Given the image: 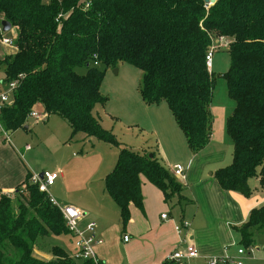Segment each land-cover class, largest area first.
Instances as JSON below:
<instances>
[{"label":"trees","instance_id":"16d2710c","mask_svg":"<svg viewBox=\"0 0 264 264\" xmlns=\"http://www.w3.org/2000/svg\"><path fill=\"white\" fill-rule=\"evenodd\" d=\"M0 20L17 33L15 53L0 60L3 82H16L12 104L0 108L1 129H27L30 114L41 108L44 121L56 116L66 123L71 139L82 134L116 147V162L103 184L122 229L130 208H143L141 178L167 204L172 199L186 204V199L184 187L153 153L122 147L93 115L106 102L100 93L101 69L121 63L141 71V101L147 106L164 102L196 155L212 135L214 78L206 56L225 42L230 66L221 78L234 102L225 121L232 160L213 176L224 192L248 198L253 178L264 192V0H217L212 6L203 0H0ZM78 68L85 69L83 75ZM31 178L27 172L13 194L15 214L10 196L0 194V264H90L58 247L51 249L48 261L32 256L40 239L67 230L58 209ZM263 229L264 205L233 228L245 249Z\"/></svg>","mask_w":264,"mask_h":264},{"label":"crops","instance_id":"0c3cea01","mask_svg":"<svg viewBox=\"0 0 264 264\" xmlns=\"http://www.w3.org/2000/svg\"><path fill=\"white\" fill-rule=\"evenodd\" d=\"M1 47L7 48V50L5 54L0 55V60L4 56H10L15 53L13 45L9 47L1 45ZM0 53H2V51ZM211 68L210 66V71ZM141 104L145 108V119L154 136H159L162 129L166 127L167 137L170 138L171 131V142L168 139H164L167 141L168 146H173V149L176 150V148L179 147V152L176 150L178 153H175L180 157L179 160L181 161L177 162L175 166L180 165L185 168L184 176L178 182L185 188L192 187L195 191V194H192L193 201L183 196L188 204H193L195 200L199 202V207L196 208L193 217H189L187 221L184 220L182 214L181 221L187 222L189 224V229L181 235H177L175 226L179 224V221L176 223L175 218H173L170 213L167 214L168 204L164 202L162 193L149 184L144 178H141L143 208L142 210H138L134 207L130 208V220L126 229L128 234H130V236L127 234L129 241L126 243L123 242V244L120 245L123 252L119 254L117 252L118 245L113 243V241L108 244L106 239L109 230H111L113 226L114 222L112 221H114V216L117 215L120 221L119 211L113 200L104 191V179L101 180L103 190L99 192L98 195H92L91 205L81 201L67 202L69 207L77 209L82 213L83 218L79 221L80 228H84L88 223H95L96 236L102 240L101 245L94 247L97 258L104 264H162L171 253L182 251L188 245L194 246L198 253V258L196 260L203 261V264H207L211 259L234 256L235 254L232 253L230 249L234 248V246L235 248L240 246L234 243V239L239 241V236L233 228L241 226L247 221L252 210L264 205V192L259 188L257 179L253 184H250L251 180L248 182L249 187L252 189V194L248 198L236 193L222 191L217 181L214 179V173L228 166L232 160V143L230 139H226L227 137H225L227 135L225 133L224 124V121L228 117L229 106L224 104L225 106L223 105L222 109L216 107L211 108V102L210 111L213 117L211 139L202 151L193 155L188 151L185 138L175 124L165 103L164 105H162L163 103L161 102L158 105L150 106L143 105V103ZM39 109L41 110V108ZM51 117L58 118L56 116ZM48 120L49 117L45 123L48 122ZM58 120L68 128L70 132L69 140L78 136L75 135L71 139L69 127L61 119L58 118ZM25 130L29 131L28 127ZM6 137L8 136L6 135L4 140ZM66 139L67 138L63 141ZM81 140L83 139H79V141ZM174 140L175 142H173ZM183 140L185 146L182 144ZM32 142L35 143L36 141L32 139ZM89 143L92 142L89 141ZM36 144L38 146L43 145L42 142H36ZM28 147L29 150H25L24 148V152H30V146ZM162 149L163 159L167 158L168 160L167 152L164 148ZM1 150L7 152V155L6 163L0 159V194L12 196L16 188L25 181L27 172H30L33 177L36 176L35 168L29 163L27 158L24 159L20 154L18 155V152L12 151L11 144L5 145L0 142V151ZM169 150L168 152H171V150ZM22 161L25 162L26 166ZM113 167L109 164L105 166L103 175L108 174ZM60 170L61 169L58 170L57 168L56 171ZM56 171L49 173H56ZM207 172H210L209 178L204 177ZM63 179L64 172H61L55 183L47 189L48 196L52 198L56 204L61 198L52 191H54ZM189 192L191 194V191ZM164 214L167 216V219L162 220L161 215ZM216 214L220 215V219L215 216ZM109 216H111V220ZM158 216L159 218H157ZM136 220L138 221V225H135ZM216 225L218 228L212 229V227ZM123 236L126 235L124 234ZM71 241L72 240L69 241L70 245ZM115 248L116 254L119 256L116 255L114 259L110 257L109 254L113 253ZM72 251L74 252L73 244L71 253ZM66 253L69 256L73 254ZM38 254L39 251H37L35 247L36 259L42 261L51 259V257L45 260L37 258L40 257L37 256ZM257 256L263 257L262 259L264 261V256L262 254H258Z\"/></svg>","mask_w":264,"mask_h":264},{"label":"rangeland","instance_id":"374dc122","mask_svg":"<svg viewBox=\"0 0 264 264\" xmlns=\"http://www.w3.org/2000/svg\"><path fill=\"white\" fill-rule=\"evenodd\" d=\"M1 22L2 21L0 20V40L10 39L14 42L17 35L15 29L2 32ZM224 44L226 43H223V48H215L212 54V68L210 72L213 74L214 84L211 108L216 107L222 109L223 105L226 104L229 106V113L227 115L229 116L234 109V102L228 97L226 84L221 78V74L226 73L230 66L229 54L227 48H225L226 45L224 46ZM6 50L7 48L1 47L0 44V52L2 51L0 55L5 54ZM101 70L104 71V75L102 78L100 93L106 98V102L104 105H97L93 115L99 120L102 128L113 135L122 147L140 153H153L159 163L169 172L177 162L181 161L179 160L180 157L176 155V153L179 152V147L176 148L177 152L173 149V146L170 145L169 141L171 142L172 140L171 131L169 138L167 137L166 127L162 129L159 136L156 137L152 134L145 119V108L141 104L143 102L141 101L138 91L141 84V71L125 63L118 64L115 69L108 68L104 70L102 68ZM76 72L79 75H83L85 69L78 68L76 69ZM2 77L3 71L0 69V78ZM162 103V105H164V102ZM36 112L39 115H42L39 108L36 109ZM26 126L29 131L19 129L13 134L6 132L9 141L7 139H5L6 141L4 140V133L3 131H0V142L5 145L11 144L12 151L14 150L15 152H18V155L20 154L24 159L27 158L29 163L35 168V174L37 177L43 173L56 171L57 168L58 170H62L56 171L57 173L61 174V172H64V179L54 191H52L61 198V200L59 199V201H57L59 208L69 207L67 202L73 201H81L91 205L92 195H98L99 192L103 190L101 180H103L106 175H103L105 172V166L108 164L112 167L114 166L118 155V149L92 138L87 139L82 134H78L76 138L74 137L72 140H69L70 132L65 124L58 120V118L51 116L46 123L42 120L35 121L34 119L28 118ZM65 138L67 139L63 141ZM81 138L83 140L79 141ZM164 138L169 140L168 143L171 147L167 145V141H165ZM32 139L38 143L42 142L43 145L38 146L36 142H32ZM226 139L229 138L227 137ZM89 141L92 143H89ZM173 142H175V140ZM182 144L185 146L184 140ZM26 145L30 146V152L28 153L23 150ZM162 148L167 152L168 160L167 158L163 159ZM169 149L171 152H168ZM6 155L7 152L4 150L0 151V159L5 161V163ZM22 162L25 164L24 161ZM209 174L210 172H207L204 177L209 178ZM255 181V178L251 179L250 184L255 183ZM189 191H191V194ZM192 194H195L192 187H184L183 195L191 201H193ZM10 203L13 213L15 214L17 204L16 198H14L13 195L10 196ZM179 203L180 204L177 203L176 199H172V202L167 205V214L170 213L171 216L175 218L176 223L179 221L178 225L181 224L182 214L184 220L187 221L189 217H193L196 208L199 207V202L196 200L193 204H188V202L185 204L183 201H180ZM215 216L220 219V215L216 214ZM109 217L111 220V216ZM157 218H159V216ZM112 222H114L113 226L111 230H109L106 239L108 244L112 241L113 243H116V245H118L117 252L122 254L123 250L120 245L123 244V235L125 234L127 236L128 234L126 231L127 226L122 229L117 215L114 216V221ZM137 222L138 221L136 220L135 225H138ZM213 228H218V226L216 225L212 227V229ZM128 235L130 236V234ZM72 239L71 235L67 233L60 236H49L40 239L36 246L37 251H39L37 256H40L37 258L43 260L50 258V251L54 247H58L72 254ZM253 239L255 247L262 246L264 244V229L256 232ZM70 240H72L71 245L69 242ZM234 243L238 245L237 239H234ZM236 250L237 247L235 248V246L230 249L234 254L236 253ZM109 255L115 259L117 255L116 248L113 250V253H110ZM257 255L242 259L243 264H264L263 257ZM32 256L35 258V248ZM185 264H203V261L189 260L186 261Z\"/></svg>","mask_w":264,"mask_h":264},{"label":"built area","instance_id":"2783aa9c","mask_svg":"<svg viewBox=\"0 0 264 264\" xmlns=\"http://www.w3.org/2000/svg\"><path fill=\"white\" fill-rule=\"evenodd\" d=\"M87 7L88 4L85 5V8ZM59 17H61V15ZM0 44L9 47L13 45V42L10 39H1ZM214 49L215 46L211 47L206 56V65L208 68H210L211 66L212 54ZM21 78L22 77H19V79ZM3 79V77L0 78V108L2 106L12 104L13 91L16 87V82L6 83L3 82ZM29 119H34L35 121H44L45 117L43 115H39L36 111H33L30 114ZM1 131L3 130L1 129ZM3 133L4 136H6V132L3 131ZM25 150H29V147L26 146ZM169 173L173 176V178L179 181L183 178L185 169L182 166L177 165L171 168ZM59 174L60 173L57 172L43 173L42 179H40L39 176H32L30 183L32 185H38L39 192L47 195V189L55 183ZM48 200L50 204L56 207L60 212L67 233L73 238L72 240L74 252L70 257L77 262H88L90 264H104L97 258L96 252L94 250L95 246L102 244V240L96 236L95 223H88L84 228H80L79 221L83 218V215L80 211L72 207L59 208L55 201L49 196ZM161 219L165 220L167 219V216L165 214L161 215ZM188 229L189 224L185 221H181L180 225L175 226V232L177 233V235H181L183 232L188 231ZM128 241V236H123V242L126 243ZM257 254H262L264 256V244L260 247H255L254 245H252L246 249L238 247L234 256L211 259L207 264H243L242 259L254 257V255ZM197 258L198 253L194 246L188 245L182 251H175L171 253L167 257V260L174 262L175 264H185V261L196 260Z\"/></svg>","mask_w":264,"mask_h":264},{"label":"water","instance_id":"95a60500","mask_svg":"<svg viewBox=\"0 0 264 264\" xmlns=\"http://www.w3.org/2000/svg\"><path fill=\"white\" fill-rule=\"evenodd\" d=\"M203 1L206 6H212L216 3L217 0H203ZM1 27H2V32H7L11 29L10 25L5 21L1 22ZM39 178L42 179V174L39 175Z\"/></svg>","mask_w":264,"mask_h":264}]
</instances>
